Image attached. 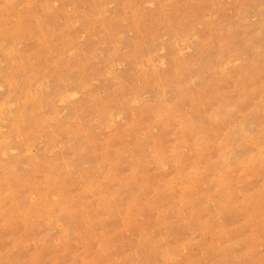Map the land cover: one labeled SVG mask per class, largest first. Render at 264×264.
<instances>
[{
	"label": "rangeland",
	"instance_id": "1",
	"mask_svg": "<svg viewBox=\"0 0 264 264\" xmlns=\"http://www.w3.org/2000/svg\"><path fill=\"white\" fill-rule=\"evenodd\" d=\"M0 264H264V0H0Z\"/></svg>",
	"mask_w": 264,
	"mask_h": 264
}]
</instances>
